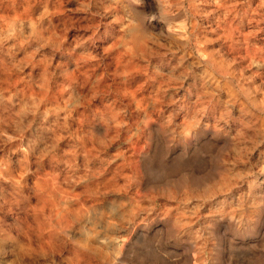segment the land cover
<instances>
[{
    "label": "rangeland",
    "instance_id": "374dc122",
    "mask_svg": "<svg viewBox=\"0 0 264 264\" xmlns=\"http://www.w3.org/2000/svg\"><path fill=\"white\" fill-rule=\"evenodd\" d=\"M152 3L158 17V29L141 33L138 38L150 36L156 39L161 51L166 53L165 62L178 66L175 75L183 72L187 76L185 87L178 95L191 98L188 102L192 105L193 115L188 128L199 122L195 109L197 104L204 106L197 100L201 94L210 104L230 106L229 111L241 117L237 124L243 128L247 121L242 118L251 106V98L247 93L238 94L235 81L213 61L214 50L221 47V42L210 45L200 39L209 24L216 27L219 15L214 13L201 18L198 13L211 12L215 6L178 5L173 10L166 2L152 0ZM108 6L114 10L118 8L117 5ZM87 7V0H3L0 4V40L6 47L13 43L20 46L18 53L0 57V87L7 89L5 96L15 93L11 103L5 100L3 106L11 109L25 96L37 97L39 103L24 104V115L19 117V122L21 126L27 123V114L40 109L42 121L39 126L48 142L44 164L39 167L33 166L34 161L26 164V153L22 151H10L5 147L0 152V189H3L0 196L7 201L5 211L0 215V231L18 242L25 258L33 252L54 253L64 257L61 264H264V173L256 171L264 154V145L248 157L252 172L238 170L230 183L223 181L225 173L218 162L236 147L237 141L218 142V134L209 137L201 149L214 166L200 171L179 166L173 170L161 168L152 172L150 184L143 179L139 152L127 165L118 160L101 168L94 167L101 163L100 160H86L77 149V142L70 132H75L87 116L82 105L96 90L98 76L110 86V75L113 79H121L128 74L136 84L129 91L137 102H141V97H151L163 83L149 80L143 74L147 71L151 75L152 68L137 62L135 48L119 52L108 50V44L101 37L110 27L109 18L107 15L92 16L87 10L76 11ZM68 9L72 11L68 12ZM117 19L118 16H112V20ZM243 39L241 37L240 43L234 46L232 55H245ZM227 47L224 44L222 50ZM93 48L110 57L106 64L97 67ZM157 62L154 56L151 63ZM258 67L264 69V62ZM194 68L198 73L195 82L192 78ZM117 71L121 73L119 78L115 77ZM45 105L50 112L43 111ZM3 106H0V112L7 118L9 113ZM65 113L72 117L68 121L70 132L62 128ZM182 121L183 116L175 120L177 124ZM4 130L8 135L12 134L8 124L4 125ZM97 131L103 130L98 128ZM93 134L100 135L95 130ZM32 135V132L25 133V147ZM19 143L14 140L9 145ZM137 147L143 151L151 149V145ZM68 152L73 153L72 159L78 166V175L72 177L76 181L74 192L65 184L71 175L72 161H61ZM88 170L102 172L99 179L124 195V203L131 201L127 209L129 219L123 229L114 226L101 231L105 218L120 215V201L106 206V200L80 195L84 191L81 181L88 178L85 174ZM185 189L189 193L208 189L215 198L203 203L193 200L191 204L178 207V200L184 199L180 194ZM165 191L176 198L165 200L159 195ZM217 191L226 194L218 195ZM74 196L86 202L76 213V220L67 221L65 205L70 207L74 201L69 197ZM152 201L161 207L153 211L148 207ZM137 202L139 207H136ZM209 210L211 215H208ZM65 232L74 234L75 244L71 248L58 245V238Z\"/></svg>",
    "mask_w": 264,
    "mask_h": 264
},
{
    "label": "clouds",
    "instance_id": "9594fccd",
    "mask_svg": "<svg viewBox=\"0 0 264 264\" xmlns=\"http://www.w3.org/2000/svg\"><path fill=\"white\" fill-rule=\"evenodd\" d=\"M160 2L168 3L173 10L178 5L215 6L211 12L205 10L198 13L201 18L210 17L214 13L219 15L216 27L213 28L209 24L208 28L203 30L200 39L210 45L221 42V47L214 50L213 61L227 71L235 81L238 94L247 93L251 98L249 100L251 106L247 108L242 118L247 123L243 125V128H239L237 121H240L241 117L231 113L230 106L210 104L204 94H201L197 100L204 106L197 104L195 109L199 122L189 129L188 121L193 115L192 105L188 102L191 98L189 96L184 99L178 95L179 90L185 87L184 82L187 76L183 72H180L178 76L175 75L178 66L172 65L170 61L165 62L166 53L161 51L156 39L150 36L138 38L141 33L157 31L159 25L155 5L141 2V0H87V9L77 8L76 11L87 10L92 16H108L110 27L107 34L101 37L104 43L108 44V50L114 49L119 52L126 51L129 47L135 48L137 62H143L146 67L151 65L152 68L151 75L147 71L143 74L148 76L149 80H159L163 83L151 97H141V102H137L136 97L132 96L129 91L134 89L136 84L128 78V74L121 79H113L110 75L109 79H112L110 86L108 81L98 76L95 81L96 90L87 97V103L82 105L87 111V116L83 117L82 123L75 132H70L68 121L72 117L65 113L62 117L64 121L62 128L70 132L73 140L77 142V149L85 155L86 160L101 161L94 167L102 168L115 164L118 160L127 165L139 152L138 158L143 162V179L149 184L152 172L161 168L173 170L179 166L181 169L200 171L214 166V162L204 156L201 149L208 142L209 137L218 134V142L237 141L236 147L226 152L218 162L219 167L225 173L223 181L230 183L238 170L252 172L248 157L264 145V69L258 67L261 62H264V0H160ZM2 3L3 0H0V4ZM106 5H117L118 8L114 10ZM135 5L140 6L135 7ZM45 11H47L46 6ZM71 11L72 9H68V12ZM112 16H118L119 19L112 20ZM193 20H196L195 16ZM189 27H192L191 23ZM241 37L244 38L245 55H232L235 51L234 46L240 43ZM224 44L228 47L222 50ZM19 50L20 46L17 43L6 47L4 41L0 40V57L7 58L9 55L18 53ZM93 51L96 52L93 59L97 61V67L106 64L110 59L98 48H93ZM154 56L158 60L156 64L151 63ZM197 75L194 68L193 82ZM115 77H121V73L117 71ZM102 80L104 82L100 83ZM245 85L248 87L245 88ZM67 90L65 88V91ZM6 91L7 89L0 87V106H3L5 100L11 103V97L15 95V93H10L5 96ZM37 103H39L37 97L25 96L19 105L13 104L11 109L3 106V110L9 113L7 118L4 117L3 112H0V152H3L5 147H8L10 151H22L26 153L25 163L34 161V167L44 164L45 154L48 151V142L39 126L42 121L39 115L41 110L30 111L26 117L27 123L22 126L19 117L24 115V104ZM43 111L47 113L51 109L45 105ZM80 115L83 116V113ZM180 116H183V121L177 124L175 120ZM5 124L12 129L11 135L4 130ZM98 128L103 131L98 132ZM93 130L100 135H94ZM28 132H32L33 135L28 141V146L25 147V133ZM234 132L236 135H233ZM241 132L245 134L241 135ZM14 140L20 143L9 145V142ZM139 145H151V149L143 151L137 147ZM112 153H115L114 157ZM72 157V152L65 153L61 161L64 163L72 161L71 175L65 184L74 192L76 181L72 177L78 175V166ZM262 158L264 154L261 155ZM261 159L256 171L264 173V162H261ZM85 174L88 178L81 181L84 191L80 195L93 200H106V206H111L114 201H120V215L105 218L101 231L114 226L123 229L129 219L127 209L131 201L124 203V195L110 184L100 180L102 172L88 170ZM127 183L125 179V184ZM2 192L3 189H0V193ZM216 194L226 193L217 191ZM159 195L165 200L176 198L173 193L167 191ZM180 195L184 199L178 200V207L182 204H191L193 200L203 203L215 198L208 189L191 193L185 189ZM69 200L74 203L70 207L65 205L66 218L67 221H75L76 213L82 210L83 203L86 201L82 202L79 196L69 197ZM6 205L7 201L0 196V215L4 213ZM136 207H139L138 202ZM148 207L155 211L161 206L152 201ZM208 215H211V210L208 211ZM74 244V234L71 232H65L61 238H58V245L71 248ZM63 260V256L58 257L54 253L41 254L39 252H33L25 258L21 255L18 242L10 238L8 233L0 231V264H61Z\"/></svg>",
    "mask_w": 264,
    "mask_h": 264
},
{
    "label": "snow or ice",
    "instance_id": "6c2138e0",
    "mask_svg": "<svg viewBox=\"0 0 264 264\" xmlns=\"http://www.w3.org/2000/svg\"><path fill=\"white\" fill-rule=\"evenodd\" d=\"M141 2L152 3V0H141ZM261 162H264V158L261 159Z\"/></svg>",
    "mask_w": 264,
    "mask_h": 264
},
{
    "label": "bare ground",
    "instance_id": "6f19581e",
    "mask_svg": "<svg viewBox=\"0 0 264 264\" xmlns=\"http://www.w3.org/2000/svg\"><path fill=\"white\" fill-rule=\"evenodd\" d=\"M82 103V102H81Z\"/></svg>",
    "mask_w": 264,
    "mask_h": 264
}]
</instances>
